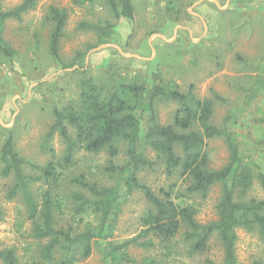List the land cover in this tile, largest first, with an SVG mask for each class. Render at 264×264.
I'll return each instance as SVG.
<instances>
[{
	"label": "rangeland",
	"instance_id": "obj_1",
	"mask_svg": "<svg viewBox=\"0 0 264 264\" xmlns=\"http://www.w3.org/2000/svg\"><path fill=\"white\" fill-rule=\"evenodd\" d=\"M23 1L0 0V10L9 11ZM198 1L131 0L134 17L127 20L117 19L101 0H35L20 19L5 21L2 38L12 57L0 53V151L11 134L14 151L24 159L23 173L39 178L30 185L38 210L41 195L48 189L40 169L50 161L62 163L65 153V145L57 134L46 139L54 122L53 110L78 109L83 82L90 81L102 90L113 84H143L149 90L154 83L153 75L168 90L191 92L195 99L213 103L209 124L231 134L242 166L253 175L250 188L236 197L264 200V188L258 180L264 174V0L257 4L231 0L227 8V0H215L222 9L204 0V7H192ZM258 4L262 9L259 13L251 7ZM51 7L66 13L58 59L50 53ZM192 13L202 15L208 28L206 35L202 22ZM86 24L109 26L110 33L101 36ZM254 38L257 41L253 42ZM147 97L148 91L145 103ZM180 107L174 100H158L157 123L172 125ZM141 115L145 126L147 113ZM193 127L202 129L199 123ZM68 130L75 136L71 126ZM115 146L118 152L110 156L106 149L90 153L78 145L71 164L63 168L57 186H52L55 227L70 229L73 234L97 233L102 222V212L94 206L76 212L78 202L74 194L95 199L76 179L83 178L119 196L111 219L106 220L111 228L103 227L102 233L90 240L88 257H82L81 245L75 247L71 264H113L105 255L108 244L117 246L137 236L145 228L142 218L153 209L142 191L127 193L126 143L118 141ZM143 151L151 164L136 171L140 184L161 198L163 191H170L173 202L189 207L198 223L218 219L220 183H215L204 198L189 193V180L181 176L180 170L169 175L163 158L149 146L144 145ZM175 151L182 154L181 146L176 145ZM203 152L207 154L210 170L223 169L231 162L232 152L225 135L206 140ZM3 167L0 161V251L13 250L20 264L38 263L48 240L35 236V222L28 216L22 194H11L15 177L12 173L4 175ZM35 220L38 222V218ZM185 231L183 226L167 248L151 235L139 239L138 242L151 241L152 245H129L124 251L130 261L123 264L222 262L223 248L216 235L210 239L206 251L193 254L185 241ZM236 237L239 264L264 261V238L258 230L238 228ZM59 257L55 255L58 261Z\"/></svg>",
	"mask_w": 264,
	"mask_h": 264
},
{
	"label": "trees",
	"instance_id": "obj_2",
	"mask_svg": "<svg viewBox=\"0 0 264 264\" xmlns=\"http://www.w3.org/2000/svg\"><path fill=\"white\" fill-rule=\"evenodd\" d=\"M115 14L116 18L132 20L134 10L131 0H101ZM35 0H24L21 4L9 11L0 10V53L11 58L12 52L5 45L2 38L3 25L8 19H20L21 15L34 6ZM48 19L53 23L50 35V53L59 58V43L63 36L66 22V13L63 10L51 7ZM89 29L97 30L101 36L109 35L110 27L87 25ZM154 83L148 88L143 84L112 85L107 90H102L90 81L83 82L81 87V105L78 109L69 107L64 110L54 109V122L46 135V139L57 134L65 145L62 163L48 162L40 169L48 185L41 195V206L32 196L30 185L39 180L23 173L24 159L14 151L11 134L4 141L0 151V161L4 165L3 174L12 173L16 180L11 194L21 193L24 198L26 210L30 219L35 222V236L46 239L48 243L42 247L40 258L42 261H33L31 264H71L74 261L75 247L81 245V255L86 258L90 255V240L100 235L105 229H110L111 224L106 220L111 219L112 209L116 206L118 194L110 189L98 188L78 178L75 181L95 198L88 200L81 194H74L78 202L76 212H85L86 206H94L102 212V222L97 233L86 231L73 234L72 230L56 229L53 210L52 186H57L63 176V168L71 164L72 156L81 146L85 151L97 153L106 149L110 156H115L118 141L126 143L129 174L124 183L127 193L140 190L147 201L153 206L143 218L144 230L130 240L120 245L108 244L105 255L113 264H123L130 261L125 253L129 245L149 247L151 241L138 242L151 235L166 248L177 236L183 226L185 241L190 245V252L202 253L207 250L208 243L216 235L223 248L221 263L206 261L205 264H239L235 254L236 230L244 228L247 231L258 230L264 238V200H244L237 198L252 185L251 171L242 166L238 148L231 140V134L223 129L209 124L213 113L211 101L195 99L192 93H181L178 90H168L157 75H153ZM148 91L147 102L145 95ZM166 98L180 103L172 125L161 126L157 123L155 103ZM147 113L146 125H142L141 113ZM199 123L200 129H194ZM71 126L75 136L68 130ZM180 129V130H178ZM226 136L229 149L232 152L231 162L220 170H210L208 157L203 148L205 141ZM144 145L152 148L158 156L165 160L166 172L170 175L180 170L181 176L189 180L187 191L206 197L208 191L215 183L222 185V196L217 206L218 219L207 224L198 223L194 219V212L189 207L175 204L170 198V191H163L164 197L156 196L147 186L140 184L136 171L145 166H150V161L144 155ZM180 145L182 154L175 151V146ZM60 168V169H59ZM264 188V174L258 176ZM50 187V189H49ZM239 196V195H238ZM1 216V212H0ZM38 218V222L35 220ZM60 255V261L55 258ZM0 262L2 264H20L13 250H1ZM144 264H151L145 262ZM252 264H264V261H255Z\"/></svg>",
	"mask_w": 264,
	"mask_h": 264
},
{
	"label": "crops",
	"instance_id": "obj_3",
	"mask_svg": "<svg viewBox=\"0 0 264 264\" xmlns=\"http://www.w3.org/2000/svg\"><path fill=\"white\" fill-rule=\"evenodd\" d=\"M206 1V0H205ZM205 1L204 0H200V1H198V2H196L192 7H195V6H197V7H204V5H205ZM210 1H212L219 9H222L217 3H216V1L215 0H210ZM231 0H227V2H226V8L227 7H229L228 5H229V2H230ZM259 0H250V2H251V4H257V2H258ZM251 7H253V8H255V9H257L256 11L258 12V11H262V9L259 7V4H258V6L257 5H251ZM245 9H246V7H245ZM250 11H251V9H250ZM259 13V12H258ZM194 16H196L201 22H202V24H203V26H204V35H206V32H207V30H208V28H207V26H206V22H205V20L203 19V17H202V15H200V14H196V13H192ZM253 14V12H251V17H252V19H254V16L252 15ZM257 17V16H256ZM190 35H191V30H188L187 31ZM176 33V32H175ZM260 34H257V36H259ZM158 36H160V35H158ZM161 38H164L163 36H160ZM165 39V38H164ZM255 41H257V39L256 38H254L253 39V42H255Z\"/></svg>",
	"mask_w": 264,
	"mask_h": 264
}]
</instances>
